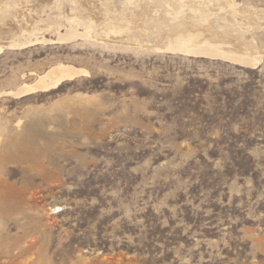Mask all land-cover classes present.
<instances>
[{"label":"rangeland","instance_id":"rangeland-1","mask_svg":"<svg viewBox=\"0 0 264 264\" xmlns=\"http://www.w3.org/2000/svg\"><path fill=\"white\" fill-rule=\"evenodd\" d=\"M235 1L264 11V0ZM254 17L253 67L49 31L55 46L6 49L0 135L19 191L0 264H264V15ZM59 62L89 73L3 97ZM23 175L34 197L21 196Z\"/></svg>","mask_w":264,"mask_h":264},{"label":"bare ground","instance_id":"bare-ground-1","mask_svg":"<svg viewBox=\"0 0 264 264\" xmlns=\"http://www.w3.org/2000/svg\"><path fill=\"white\" fill-rule=\"evenodd\" d=\"M263 15L264 11L252 8L248 13L240 12L235 0H0V55L6 49L54 44V38L48 40L44 35L49 31L59 43L81 40L86 46H122L135 51L148 47L253 67L260 61L259 53L245 34L253 28L251 17L256 20ZM3 34L12 36L10 41H4ZM146 43L151 46H144ZM88 73L59 62L42 73H33V81L20 83L14 90L5 91L3 97L24 98L47 92ZM3 139L0 135V240L7 228L11 198L19 191L11 183L14 175L5 172L2 153L9 151ZM23 149L15 146L13 150L18 154L31 150ZM21 180L23 199L34 197L37 193H33L32 180L25 176Z\"/></svg>","mask_w":264,"mask_h":264}]
</instances>
